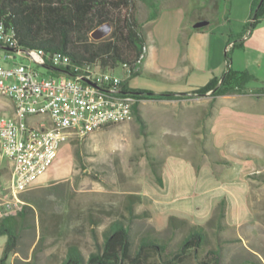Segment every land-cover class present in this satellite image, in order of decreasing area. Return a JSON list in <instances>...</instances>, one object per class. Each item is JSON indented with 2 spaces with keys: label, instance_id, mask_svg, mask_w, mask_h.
I'll use <instances>...</instances> for the list:
<instances>
[{
  "label": "rangeland",
  "instance_id": "1",
  "mask_svg": "<svg viewBox=\"0 0 264 264\" xmlns=\"http://www.w3.org/2000/svg\"><path fill=\"white\" fill-rule=\"evenodd\" d=\"M214 1L156 0V11L167 18L171 13L185 9L188 21L201 14L212 20L209 29L205 30L213 31L216 35L226 33L229 39L233 30L243 32L246 28L244 20L251 17L246 28L249 30L261 0H217V6ZM136 6L138 22L145 24L147 33L155 31L153 20H150L153 11L143 1H138ZM170 25L172 29L168 34L173 36L174 20L170 21ZM91 34L90 39L94 40ZM110 35L100 41L108 40ZM234 40L231 42L238 41ZM198 44L191 45V53L198 51L212 60L214 48H208L204 43ZM6 56L15 59L5 60ZM0 63L10 67L20 63L31 64L45 77L60 74L31 62L25 54L10 52L1 46ZM101 69H111L119 72V75L123 72L122 67ZM249 83L246 87H253ZM207 97L191 95L184 101L170 103L141 101L142 124L132 116L128 122L111 124L83 138L70 137L47 172L51 181L45 186L37 182L20 194L25 206H28V216L17 253L9 256L7 264H63L70 246L78 247L88 258L97 252L96 236L102 242L104 231L112 222L123 220L128 223L131 197L141 194L144 179L153 174V164L161 168L168 155L179 154L193 160L203 158L204 154L213 159L217 155L231 157L234 147L238 146L235 139L245 134L242 112L229 109L220 101L210 122L213 101ZM11 114V101L0 98V118ZM248 149L251 151L250 157L254 159L246 165L247 168L251 171L256 168L261 170L249 176L252 181L251 201L260 224L257 232L246 236L245 243L233 234H218L212 227H207L209 241L206 248H191L182 252L189 225L179 224L175 232L169 229L159 233L145 223L147 218H142L132 222L133 251L147 235L161 240L164 248L153 255L150 264H200L205 250L218 248L221 241L224 264H248L246 260L252 259V254L261 258L264 264V181H261L262 177L255 178V174L264 173V146L261 144ZM11 177V164L0 149V198L11 199ZM149 191L148 187L147 196H150ZM191 193L172 196L178 198L174 205L187 207L196 203L201 196L196 192ZM133 207L137 213L144 211L140 203H134ZM6 241L7 237H0V260ZM177 254L180 255L175 258Z\"/></svg>",
  "mask_w": 264,
  "mask_h": 264
},
{
  "label": "crops",
  "instance_id": "2",
  "mask_svg": "<svg viewBox=\"0 0 264 264\" xmlns=\"http://www.w3.org/2000/svg\"><path fill=\"white\" fill-rule=\"evenodd\" d=\"M217 2L214 1L216 6ZM187 16L185 9H179L167 18L160 14L152 21L156 30L147 33L148 52L140 71L131 76L124 70L120 72L123 81L127 83L126 92L147 90L158 94H187L188 97L214 78L220 79L230 68L235 72H249L254 77L251 81L253 87L245 86L241 93L216 98L211 92L204 96L214 102L210 122L215 116L217 105L223 101L227 108L241 110L245 134L235 139L238 146L234 147L229 158L217 155L213 159L204 154L203 158L193 160L184 158L182 154L168 155L161 167L162 184H159L153 174L143 181L141 207L151 215L145 223L159 233L168 230L171 217L185 220L189 226H206L219 204L224 201V232L233 234L236 239L245 243L247 235L258 231L257 214L251 201L252 181L249 176L261 170L256 168L251 171L246 165L254 159L250 157L251 151L248 148L261 144L264 146V19L247 31L249 17L244 20V31L233 30L228 39L226 33L216 35L213 31L205 30L212 24L208 17L199 14L188 21ZM224 19L225 22L228 21L226 17ZM171 20H174L173 36L168 34L172 29ZM203 20L209 21V25L201 28L203 30L196 29L195 24ZM231 38L238 40L235 46ZM193 43H204L208 48H214L213 59L208 60L198 51L191 53ZM237 45H241V48H237ZM227 54L231 56L227 58ZM186 97L153 102H180ZM50 181L51 176L46 173L38 184L45 186ZM148 187L151 197L147 196ZM191 192L201 196L196 203L187 207L174 205L178 198L174 199L172 196L192 194Z\"/></svg>",
  "mask_w": 264,
  "mask_h": 264
},
{
  "label": "trees",
  "instance_id": "3",
  "mask_svg": "<svg viewBox=\"0 0 264 264\" xmlns=\"http://www.w3.org/2000/svg\"><path fill=\"white\" fill-rule=\"evenodd\" d=\"M138 1L147 4L153 11L150 20H155L156 0H0V22L6 28H13L17 33L18 45L26 51L40 52L46 59L47 69L63 72V68L52 66L50 60L60 57L67 63L79 66L99 64L102 68L130 67L141 63L143 47L147 44L146 28L136 18ZM264 19V0L254 14L251 30ZM111 22L114 29L108 40L95 41L90 34L100 25ZM237 43V42H236ZM234 42L233 46L236 45ZM241 48V45H237ZM227 58L229 55L227 54ZM249 72H235L231 68L220 78H214L206 86L192 95L213 97L241 93L245 86L253 80ZM127 83L123 82L122 90L127 91ZM138 103L134 107L133 116L143 123L140 114L141 101H169L186 97L187 94H158L147 90H129ZM214 106V102L212 103ZM152 173L159 184H162L161 168L153 164ZM264 181V173L255 174V178ZM134 203H142L141 195L132 196L129 207L128 223L123 220L112 222L104 231V240L95 238L97 252L86 258L76 246L68 249L67 260L63 264H150L153 255L164 249L161 240L144 236L136 251H133L132 222L134 219L151 217L148 211L137 213ZM28 206L17 216L0 217V237H7L0 264H7L10 255L17 253L22 228L28 216ZM226 203L219 204L213 218L206 226H190L182 252L191 248H206L209 241L207 227H212L220 234L225 230ZM258 224H260L257 215ZM187 225L185 220L171 217L168 230L175 232L179 224ZM222 242L218 248L205 250L200 264H224ZM177 254L175 258L179 257ZM248 264H263L261 258L252 254ZM31 264V263H19Z\"/></svg>",
  "mask_w": 264,
  "mask_h": 264
},
{
  "label": "built area",
  "instance_id": "4",
  "mask_svg": "<svg viewBox=\"0 0 264 264\" xmlns=\"http://www.w3.org/2000/svg\"><path fill=\"white\" fill-rule=\"evenodd\" d=\"M0 46L25 54L39 66L47 64L43 55L21 49L15 29L1 22ZM147 52L145 45L139 55L141 63L122 67L128 76L140 71ZM13 58L6 56L5 60ZM50 62L65 71L57 77H45L31 64L10 67L0 63V91L13 104L12 114L0 118V149L12 168V197L0 198V216H17L23 211L25 202L20 194L52 168L70 137L83 138L85 133L101 130L112 122H128V115L133 114L138 103L133 94L122 90V77L111 69L103 70L99 64L79 66L61 57H53ZM116 97H133L134 105H115ZM37 109L52 110L55 121L26 123L28 113ZM15 112H22V119H15Z\"/></svg>",
  "mask_w": 264,
  "mask_h": 264
},
{
  "label": "bare ground",
  "instance_id": "5",
  "mask_svg": "<svg viewBox=\"0 0 264 264\" xmlns=\"http://www.w3.org/2000/svg\"><path fill=\"white\" fill-rule=\"evenodd\" d=\"M32 54L42 55L40 52H36V51H32ZM0 98H5V93L2 91H0ZM115 105H119V106L134 105V98L133 97H116ZM132 116L133 114H129L128 120H130ZM15 119H22V112H15ZM44 121H55V113L49 109H37L33 112L28 113V115L26 116V123H43ZM122 122H126V121L112 122V124L122 123ZM109 125L111 124H108L107 126ZM96 131H99V130L90 131V133H85L84 136H87ZM7 216H14V214H5L2 217H7Z\"/></svg>",
  "mask_w": 264,
  "mask_h": 264
},
{
  "label": "water",
  "instance_id": "6",
  "mask_svg": "<svg viewBox=\"0 0 264 264\" xmlns=\"http://www.w3.org/2000/svg\"><path fill=\"white\" fill-rule=\"evenodd\" d=\"M209 25V21L203 20L195 24L196 29H201ZM113 30V26L111 23H104L100 25L97 29H95L91 36L95 41H100L108 37Z\"/></svg>",
  "mask_w": 264,
  "mask_h": 264
}]
</instances>
